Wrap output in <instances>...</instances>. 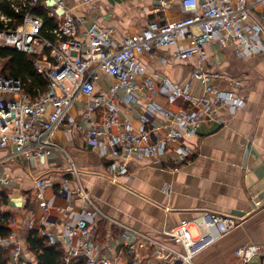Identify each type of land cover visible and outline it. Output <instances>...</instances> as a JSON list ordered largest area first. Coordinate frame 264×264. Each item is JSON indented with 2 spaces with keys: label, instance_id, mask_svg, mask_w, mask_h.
I'll list each match as a JSON object with an SVG mask.
<instances>
[{
  "label": "built area",
  "instance_id": "obj_1",
  "mask_svg": "<svg viewBox=\"0 0 264 264\" xmlns=\"http://www.w3.org/2000/svg\"><path fill=\"white\" fill-rule=\"evenodd\" d=\"M16 11L27 8L21 23L9 25L0 11L4 25L0 27V48H15L34 57L39 74L47 81V89L32 97L21 79L3 75L5 63L0 58V148L8 153L0 158V185L8 186L11 176L2 169L6 162L39 160L50 155L55 148L66 151L54 141L56 130L64 125L73 131L75 123L66 122L70 109L83 102L82 120L87 128L86 137L97 147L119 159L111 164L113 178L128 174L127 162L132 159L158 160L169 151L177 155V162L189 161L195 150L185 142V137L197 134L198 126L216 119L220 109L232 114L241 110L246 100L232 92L220 90L213 84L216 74L204 66L207 59L205 45L217 39L223 46H232L239 57H249L264 52V0H180L185 16L176 20L166 15L151 20L141 30L129 33L116 41L112 29L104 28L89 17L78 13L81 6L91 0H10ZM171 0H159L154 12L164 11ZM94 8L97 6L93 5ZM43 9L54 18L55 26L45 27L38 13ZM196 29L198 31H196ZM174 45L178 60L196 58L193 78L199 82L200 92L192 93L165 75L150 74L139 63V57L156 47ZM101 73L108 74L113 82L106 89L97 90L96 81ZM123 96H119V92ZM161 95L172 103L178 98L187 107L171 110L159 104L155 97ZM146 103L145 121L140 127L122 116L118 103ZM157 115L164 118L160 123ZM69 172L79 178L80 169L67 154ZM43 187L44 179L37 178ZM66 191L67 182L61 185ZM78 194L84 208L75 221L65 224L64 233L54 236L43 230L52 245L65 246V264H119L120 256L112 259L100 255L93 245L92 220L100 212L97 201L83 186ZM49 219L50 206L41 202ZM116 222V220H112ZM241 224L233 214L204 212L184 220L175 228L165 231L168 239L181 245L174 247L166 242L129 227L122 232L123 252L134 254L142 249L155 257L153 264H195L194 258L204 249ZM18 225L16 217L0 212V247L8 248L5 239L14 236ZM192 227L198 229L195 235ZM9 230L3 237L2 230ZM77 240V241H76ZM263 246L251 243L239 247L236 256L241 264H248L263 255ZM12 264H31L25 257L22 243L11 250Z\"/></svg>",
  "mask_w": 264,
  "mask_h": 264
},
{
  "label": "crops",
  "instance_id": "obj_2",
  "mask_svg": "<svg viewBox=\"0 0 264 264\" xmlns=\"http://www.w3.org/2000/svg\"><path fill=\"white\" fill-rule=\"evenodd\" d=\"M158 1L91 0L78 13L89 17L87 25L96 20L100 26L112 29L115 40L121 41L151 20H159L164 15L171 20L185 16L180 0H171L164 11H152ZM205 49L208 56L203 64L217 76L213 84L244 98L245 106L234 114L227 108L220 109L216 119L198 126L195 136L185 137V142L195 150L189 161L177 162L173 151L158 160L132 159L127 162L128 174L115 180L111 164L119 158L88 140L82 120L83 102H78L66 119L75 123L73 131L68 133L62 125L54 136V141L66 153L55 148L39 160L19 157L15 162L1 165L11 176V183L0 185V212L18 219L14 236L5 239L9 246L6 249L12 250L15 243H22L25 257L37 264L34 253L29 250L28 237L32 232L43 237V230L54 236L64 233L65 224L75 221L84 208L78 194L80 186L91 193L101 211L92 220V243L97 245L100 255L112 259L119 255V264L156 261L153 255L139 248L134 254L121 251L125 227L181 248L167 238L165 231L204 212L233 214L241 224L201 251L194 258L195 264H241L236 256L239 247L255 243L264 249V52L239 57L232 46H223L217 39L208 42ZM176 50L174 45L156 47L143 53L139 63L150 74L165 75L188 85L192 93H199V82L193 78L198 60H178ZM112 82V77L101 73L96 89H106ZM119 96H123L122 91ZM155 100L171 110L188 106L182 98L170 103L157 95ZM118 106L123 117L136 127L142 126L146 115L144 100L133 104L121 101ZM156 121L165 122L160 115ZM8 151L0 148V158ZM67 154L80 169L79 178L70 174ZM37 178L44 179L43 187L37 185ZM65 181L66 191L62 192ZM43 201L50 206L48 220L41 207ZM192 231L198 234L196 227ZM248 264H259V257Z\"/></svg>",
  "mask_w": 264,
  "mask_h": 264
},
{
  "label": "trees",
  "instance_id": "obj_3",
  "mask_svg": "<svg viewBox=\"0 0 264 264\" xmlns=\"http://www.w3.org/2000/svg\"><path fill=\"white\" fill-rule=\"evenodd\" d=\"M27 8L16 11L11 5L10 0H0V11L7 18H11L9 25L16 26L22 22ZM38 13L45 20V27L55 26L54 18L48 16L43 10ZM4 21L0 19V27ZM0 58L5 59L2 69L3 75L9 78L21 79L25 83V90L32 97H37L39 92L47 89V81L43 75L39 74L35 64L34 57L15 48H0ZM10 231L5 229L1 231L3 237H8ZM29 250L34 253L37 264H65V248L61 245H52L47 236L40 237L37 232H32L27 239ZM11 250L0 247V264H10ZM32 264V263H31ZM78 264H87L82 260Z\"/></svg>",
  "mask_w": 264,
  "mask_h": 264
},
{
  "label": "water",
  "instance_id": "obj_4",
  "mask_svg": "<svg viewBox=\"0 0 264 264\" xmlns=\"http://www.w3.org/2000/svg\"><path fill=\"white\" fill-rule=\"evenodd\" d=\"M249 153V150L247 151V154ZM259 264H264V254L259 257Z\"/></svg>",
  "mask_w": 264,
  "mask_h": 264
}]
</instances>
